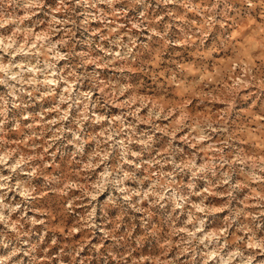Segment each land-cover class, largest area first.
I'll return each mask as SVG.
<instances>
[{"label":"clouds","instance_id":"9594fccd","mask_svg":"<svg viewBox=\"0 0 264 264\" xmlns=\"http://www.w3.org/2000/svg\"><path fill=\"white\" fill-rule=\"evenodd\" d=\"M168 2L170 0H164V3ZM100 3L107 5V9L101 8L86 14L83 24L86 25L91 19L108 21L110 18L114 23L117 18L125 16L127 9L137 4H146V0H59L54 8L49 0H0V84L9 88L7 96H0V101L3 102L0 106V116L4 117L0 118V189L5 190L0 193V220L8 222L2 209H8L11 213L20 206L17 204L9 207L3 202L7 189L11 187L20 192L25 200L48 198L59 204L61 211H71L72 207H75L73 201L76 193L72 192V189L79 190L81 201L85 196L91 197L89 204L92 205L96 203L97 196L109 189L104 206L117 203V197L122 196L123 203L145 212L144 225L151 219L150 209L153 206L163 207L164 203L170 201L173 210H184L191 203L190 198L196 196L199 203H192L188 223L182 230L187 234V238L183 235L180 237L181 252L189 250L187 245L191 241L203 244L205 248L213 244L215 251L205 253L207 259L204 264H207L208 259L219 256L224 244L215 243V239L228 236L227 227L230 226V220L236 219V216L226 219L224 229L198 236L197 232L204 227V218L198 214L207 216L216 211L205 203L210 191L226 196L230 201L233 190L243 187L239 181L230 183L232 173L239 170L241 174H245L244 166L250 162L247 153L232 141L237 134L247 133L259 140L261 151L264 152V115L260 119H254L251 112L246 114L237 109V104L247 101L253 92L256 93L257 100H261L264 95V0H227L226 7L233 13L231 27L235 30L220 36L217 48L225 54L234 48L239 49L240 56L237 61H246L242 65L246 72L238 73L242 78L233 79L224 87L213 90L223 103L222 109L213 113L214 118L196 113V107H202L206 97L197 101V105H192L194 93L185 92L179 97V103L153 104L144 97L132 95V92L140 89L128 85L122 88L117 85L116 92L113 93L100 78L101 74L95 70L91 73L76 72L77 66L89 63L102 68L115 61L126 66L136 58L132 47L129 46L134 41L129 39L128 44H125L120 39V30L126 27L122 24H115V27L107 23L104 25L109 36L116 33L109 44V47L112 44L120 47V51L114 55L100 42H96V49H100V53L91 58L88 57L96 49L90 48V53H77L74 50L70 43L71 29L64 28V24L76 23L71 18L76 6L83 4L96 8ZM184 6L189 7L188 4ZM216 6L212 3L207 12L215 15ZM146 11L147 7L139 13V18L136 23L131 24V28L143 26V20L147 19ZM37 13L41 16L38 17ZM56 13H63L68 20L57 21ZM49 16L51 19H48ZM213 22L215 21L212 16H209V27ZM57 24L60 25L59 28ZM37 29L39 31H36ZM61 29L65 36L51 39ZM152 31L156 32V29L152 28ZM95 33H100L101 41L106 39L99 28ZM156 35L163 34L156 32ZM204 35L206 36L207 32ZM199 42L202 44L203 38H200ZM58 45L66 47L67 51L57 50ZM72 57L76 58L75 61L57 67V61H68ZM158 76H164V79L154 77L153 82L158 84L159 90H163L168 76L157 72ZM85 77L88 78L89 90L74 91V85L83 83ZM113 78L119 80L126 77L121 72ZM25 85L31 86L30 89H26ZM250 85H255V88ZM208 86L211 87V84ZM26 90L33 98L30 102H41V111L36 114L25 113V118L38 120L39 127L36 123L22 125L20 120H17L14 126L6 127L7 105L13 103L14 107H21L23 102L16 101V97ZM97 90L99 94L93 98V92ZM124 93H128V96L121 99ZM44 102L50 104L47 110L43 109ZM111 105L119 108L117 114H111ZM141 108L148 110L147 119L141 114ZM259 110L264 114V100H261ZM233 115L243 119L245 123L251 120V123H248L246 128H241L236 120L229 119ZM157 118L160 122L167 119V127H158ZM141 122L148 126L139 129ZM96 126H99V131ZM233 127L239 128V133L233 132ZM25 128L28 129L27 132ZM157 132L161 135H157ZM12 133L24 135L20 141L12 144L6 139ZM61 138L63 142L74 147L71 153L61 152L60 160H57L56 151L49 153L45 146L56 144ZM89 142L94 145L90 153L84 151V146ZM251 164L253 171L246 173L247 179L264 184V155L251 160ZM3 169L9 170L7 174ZM256 170H259V174ZM25 171L28 172L26 180L17 179L14 184L10 183L13 176ZM36 176L43 177L39 185L32 184V177ZM126 181H131L136 186L130 187L125 184ZM201 181L206 187L198 190ZM113 189L116 191L112 192ZM49 193H52V196H49ZM64 201L72 207H68ZM145 201L147 210L142 203ZM228 201L223 207H228ZM260 202L264 205V196H260ZM93 214L94 212H88L89 222ZM12 227L17 233V239L25 234L15 225ZM244 230L250 231L247 228ZM172 234H176L175 229ZM104 236L108 237L110 233L105 231ZM131 238V231L125 232L123 236H112L117 243ZM237 240V250L229 252L227 259L220 256L216 264H256L254 254L247 257L244 255L245 238L237 237ZM0 243L3 241L0 240ZM254 247L264 251V240L247 245L249 250ZM35 248L36 245H32L29 251H35ZM19 251L21 249L16 247L8 255L0 256V264H10L11 258ZM12 264H20V261ZM31 264L42 262L34 257ZM123 264H127V261ZM259 264H264V259L259 261Z\"/></svg>","mask_w":264,"mask_h":264},{"label":"rangeland","instance_id":"374dc122","mask_svg":"<svg viewBox=\"0 0 264 264\" xmlns=\"http://www.w3.org/2000/svg\"><path fill=\"white\" fill-rule=\"evenodd\" d=\"M49 3L54 8L59 0H49ZM212 3L217 5L214 10L215 15L207 12ZM226 3L227 0H170L168 3H164V0H146V4H137L133 8L127 9L125 16L117 18L114 23L111 18L108 21L91 19L86 25L82 23L86 14L94 13L101 8L107 9V5L100 3L96 5V8L83 4L78 5L71 17L76 23L66 22L64 24V28L71 29L70 43L77 53H90V48L96 49V42H100L114 55L120 51V47L117 44H112L109 47V44L116 33L109 36L108 29L104 25L107 23L111 27H115V24H122L126 27L120 30V39L125 44H128L129 39L134 41L129 46L132 47L136 58L126 66L113 61L110 65L102 68L89 63L77 66L75 70L78 73L83 71L91 73L93 70L99 72L100 78L105 81V85L113 93L116 92L117 85L121 88L128 85L131 88L140 89L131 94L144 97L153 104L158 102L161 104L179 103V97L185 92L194 93L192 105H197V101L206 97L204 105L196 107V113L214 118L213 113L220 111L223 103L213 90L224 87L233 79L242 78L238 73L246 72V68L242 66L246 61L240 60L239 63L237 61V57L240 56L239 49L234 48L225 54L217 48L219 37L235 30L231 27L233 13L226 7ZM185 4H188L189 7L185 8ZM117 7L119 6L117 5ZM145 7H147V19L143 20V26L131 28V24L136 23L139 13L145 11ZM36 15L41 16L40 13ZM55 15L57 21L68 20V17L63 13ZM209 16H212V20L215 21L210 27L207 23ZM48 19L51 17L49 16ZM56 26L60 27L59 24ZM98 28L106 37L103 41L100 39V33H95ZM152 28L163 35H156ZM205 32H207L206 36ZM62 36H65L63 29L56 32L51 39L56 40ZM200 38H203L202 44L199 42ZM57 50L65 52L67 48L58 45ZM99 53L100 49H96L88 58ZM49 58L52 57L49 56ZM75 59V57L68 61L61 59L56 62L57 67H63ZM121 72L126 78L119 80L113 78ZM157 72L168 76L167 84L163 90H159L158 84L153 82L154 77L160 80L164 79V76L157 77ZM256 79L259 84V77ZM209 84L211 87L208 86ZM250 86L255 88V85ZM24 87L30 89L31 86L25 85ZM89 88L87 77L84 78L83 83L74 85V91L79 89L81 92H85ZM8 91L7 85L0 84V96H7ZM98 94V90L94 91L93 98ZM127 96L128 93H124L120 98L125 99ZM184 98L187 100V96ZM9 99L12 98L9 97ZM32 100L33 98L28 95L26 90L16 97V101L23 102L21 107H14L13 103L7 105L6 127L14 126L17 120H20L25 126L36 123L39 127L38 120L25 118L24 115L25 113L36 114L41 111V102H30ZM261 100H264V95L261 96ZM261 100H257L256 93L253 92L247 101L237 104V109L243 110L246 114L251 112L252 118L260 119L264 115L259 110ZM2 105L3 102L0 101V106ZM49 107L48 102L43 103L44 110ZM110 108L113 115L119 112L116 105H111ZM205 109L210 110L205 111ZM141 114L145 119L148 118L146 108H141ZM0 118L4 117L0 116ZM177 119H179V115H177ZM229 119L236 120L241 128H246L247 124L251 123V120L245 123L243 119L237 118L235 115L230 116ZM157 122L160 128L167 127L169 123L167 119L160 122L159 118H157ZM85 123L87 124V122ZM147 126L141 122L138 128L143 129ZM96 130H100L99 126H96ZM27 131L28 129L25 128V132ZM232 131L239 133L240 129L233 127ZM23 135L24 133H12L6 139L9 143L15 144L23 138ZM157 135H161V133L157 132ZM232 143L240 147L250 157V162L244 166L245 174H241L239 170L234 171L230 181V183L239 181L243 187L233 190V197L230 201L226 196L209 192L205 203L215 208L216 211L207 214V216L203 213L198 214L204 218V227L197 232V235L202 236L205 233L224 229L226 219L236 216V219L230 220V226L227 227L228 236L215 239V243L224 244V247L220 249L219 256L208 259L207 264H216L220 256L227 259L229 252L236 251V245L239 244L237 237L245 238L243 245L245 257L254 254L256 264H259V261L264 259V251L255 247L249 250L247 245L249 243L257 244L264 240V205L260 202V196H264V184L248 180L246 173L253 171L251 160L264 155V152L261 151L259 140L250 137L247 133L237 134ZM45 147L49 153L56 151V159L60 160L61 152L71 153L74 146L63 142V138H61L56 144ZM92 148L94 145L89 142L84 146V151L90 153ZM3 171L7 174L9 170L3 169ZM256 171L259 174V170ZM27 178L28 172H21L18 176H13L10 183L14 184L17 179L26 180ZM42 181L43 177L41 176L32 177L33 185H39ZM125 184L130 187L136 186L131 181H126ZM205 187L206 185L201 181L198 190H203ZM4 191V189H0V193ZM71 191L76 193L73 201L75 207L64 201V204L72 207V210L61 211V206L48 198L25 200L14 187L7 189L3 202L9 207L17 204L20 206L11 213L8 209H2L8 222L0 220V240L3 241L0 243V256H6L14 248L19 247L21 251L16 252L11 258L10 264L15 261H20V264H31L34 257L39 259L42 264H123L125 260L127 264H133V262L135 264H204L207 259L205 253L215 251L213 244H209L208 248H205L203 244L191 241L187 245L189 250L181 252L180 237L183 235L185 239L187 238V234L182 230L188 223L189 209L192 208V203H199V198L196 196L190 198L191 203L184 210L180 208L173 210L170 201L164 203L163 207L153 206L150 209L151 219L147 225H144L145 212L123 203L122 196L117 197V203L104 206L109 189L96 197L94 205L89 204L91 197L85 196L81 201L79 190L72 189ZM111 191L115 192L116 190ZM49 196H52V193H49ZM226 201H228L227 208L223 207ZM142 203L147 210V202ZM88 212H94L90 222L87 216ZM238 212L240 215H237ZM12 225L25 234L20 235L17 239V233ZM245 228L250 231H245ZM156 229L160 230L156 231ZM173 229L176 230L175 235L172 234ZM105 231L109 232L110 236L105 237ZM127 231H131L133 238L130 240H120L117 243L112 239L113 235L123 236ZM225 241L228 242L225 243ZM32 245H36V248L35 251L30 252ZM237 261H239V257H237Z\"/></svg>","mask_w":264,"mask_h":264}]
</instances>
